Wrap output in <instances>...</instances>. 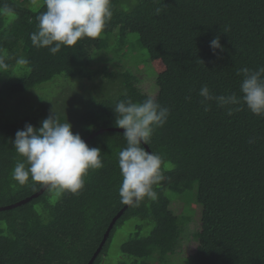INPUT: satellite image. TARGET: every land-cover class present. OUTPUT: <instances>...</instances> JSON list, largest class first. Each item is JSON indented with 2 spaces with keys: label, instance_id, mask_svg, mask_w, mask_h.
I'll list each match as a JSON object with an SVG mask.
<instances>
[{
  "label": "trees",
  "instance_id": "trees-1",
  "mask_svg": "<svg viewBox=\"0 0 264 264\" xmlns=\"http://www.w3.org/2000/svg\"><path fill=\"white\" fill-rule=\"evenodd\" d=\"M41 5L42 0H0V57L7 69L18 67L22 75L0 81V95L58 77L91 83L100 79L96 87L108 79L118 90L112 96L86 94L79 112L65 110L60 92L55 105L45 102L16 122L0 120V207L42 188L31 181L21 186L12 178L23 158L11 141L26 124L39 128L53 112L84 140L94 131L117 128L112 109L119 101L151 97L141 95L139 63L128 62L134 56L128 50L129 36L135 35L148 62L162 65L148 84L154 85L152 97L170 109V116L145 146L163 156L166 179L156 189V201L123 212L93 264L106 255L117 229L132 219L135 229L120 246L126 261L118 264H264V117L247 108L228 116L214 102L204 111L198 95L207 85L215 95L239 96L242 76L237 73L264 67V0H112V19L99 38H85L55 55L30 40L36 17L46 10ZM216 36L224 50L213 55L209 42ZM22 57L29 60L27 66L17 64ZM122 135L107 131L87 142L101 149L104 167L89 172L78 194L46 189L38 198L0 211V264L89 262L125 206L119 196L118 158L127 146ZM193 191L187 204L197 206L189 208L190 214L185 207L175 214L172 206L179 200L173 202L169 192L182 199ZM197 214L199 227L191 229ZM144 222L152 225L146 235ZM190 243H195L193 252L186 250Z\"/></svg>",
  "mask_w": 264,
  "mask_h": 264
},
{
  "label": "clouds",
  "instance_id": "clouds-1",
  "mask_svg": "<svg viewBox=\"0 0 264 264\" xmlns=\"http://www.w3.org/2000/svg\"><path fill=\"white\" fill-rule=\"evenodd\" d=\"M41 6L46 10L36 17L37 29L31 33L30 40L34 47L48 49L52 55L85 38H99L113 16L112 0H42ZM159 13L157 8L156 14ZM209 48L213 55L217 50H224L219 36L209 42ZM17 64L27 66L29 60L22 57ZM7 68L4 58L0 57V70ZM237 75L242 76L239 96L236 93L215 95L207 85L201 86L198 95L202 97L204 111L210 109L209 102H214L228 116L247 108L253 115L264 117V67L257 70L245 67ZM112 110L114 126L124 130L122 136L127 144L118 158L121 203L138 207L146 200L156 201V189L166 179L165 161L162 155L147 151L144 145L167 123L170 109L148 97L142 102L121 100ZM11 144L23 158L15 164L13 180L21 186L31 181L57 195L78 194L84 189L89 172L104 167L101 149L90 147L79 133H73L70 122H60L53 112L40 122L39 128L26 124L23 130H18Z\"/></svg>",
  "mask_w": 264,
  "mask_h": 264
},
{
  "label": "rangeland",
  "instance_id": "rangeland-1",
  "mask_svg": "<svg viewBox=\"0 0 264 264\" xmlns=\"http://www.w3.org/2000/svg\"><path fill=\"white\" fill-rule=\"evenodd\" d=\"M129 44H128V50L130 53H134V56L130 55V59H128V62L133 65L139 63L138 68L140 69V72H138V75L140 78L143 79V83L140 84V89L142 90L141 95H148V96H154V85L150 86L148 82H153V79H155L158 76V73L161 70V62L154 61V62H148V54L145 48H142L141 44L137 41L135 35L129 36ZM140 63H143L140 64ZM144 66V68H143ZM145 70L147 74L145 73ZM0 73H4V71L0 70ZM21 72L18 67L6 69L4 75L0 74V81H15L21 77ZM63 77L56 78L53 82H48L41 84L33 89L19 92L16 94H4L2 93L0 95V120L2 121H13L16 122L25 118L26 116L30 115L34 109L41 108L45 106V102H53V105L59 101L58 95L60 92H62V102H60L65 106V110L68 111L70 109L72 112H79L82 109L83 101L85 100L86 94H93V95H101L106 96L107 92H109V96L114 95L117 92V88L111 82L108 81V79L105 80L106 84L102 87H96L100 83V79L96 80L95 82L91 83L88 81H85L84 79H78V78H68V79H60ZM145 78L152 79L145 81ZM62 80V81H60ZM60 81L61 83H59ZM1 83V82H0ZM87 89V90H86ZM69 95H72V98L68 97ZM143 95V96H144ZM146 97V96H144ZM172 201L179 200V202H176L172 207L175 212V214L179 215V213L182 212L183 207H185L186 211H189V208H195L196 204H191L188 206L187 202L190 200L191 196L194 194L193 192H189L185 197L182 199L178 197L177 195L169 192ZM190 196V197H188ZM188 197V198H187ZM173 201V202H174ZM183 202V204H182ZM190 214L191 212H187ZM193 219L196 224H191V229H197L199 227V214L196 215ZM135 220H130L126 222L121 228L117 229L115 232L110 247H108V251L105 256H103L99 262V264H118L120 262H125L126 259L123 257V253L120 251V246L122 243L127 241L131 235V233L134 231L136 226ZM152 225L148 222L142 223V233L143 235L148 234V232L151 230ZM195 243H190L189 247L186 248V250H189L193 252ZM190 253V252H189Z\"/></svg>",
  "mask_w": 264,
  "mask_h": 264
},
{
  "label": "water",
  "instance_id": "water-1",
  "mask_svg": "<svg viewBox=\"0 0 264 264\" xmlns=\"http://www.w3.org/2000/svg\"><path fill=\"white\" fill-rule=\"evenodd\" d=\"M107 131H121L123 132L124 130L122 129H119V128H114V129H100L98 131H94L92 132L88 137H86L84 139V141L87 143L89 142L92 138L104 133V132H107ZM145 146V145H144ZM146 150H148V147L145 146ZM150 152V151H149ZM47 188L45 187H42L39 191H37L35 194H33L32 196L26 198V199H23L15 204H12V205H9V206H6V207H0V211H6V210H10V209H13L17 206H21L29 201H31L32 199H35V198H38L39 196H41L44 191L46 190ZM129 207V205H125L118 213L117 215L112 219V221L110 222L105 234H104V238L102 240V242L100 243L98 249L95 251L94 255L92 256V258L89 260V262L87 264H93L95 258L97 257V255L99 254L101 248L103 247L106 239L108 238V235H109V232L111 231V229L113 228L115 222L119 219V217L123 214V212Z\"/></svg>",
  "mask_w": 264,
  "mask_h": 264
}]
</instances>
